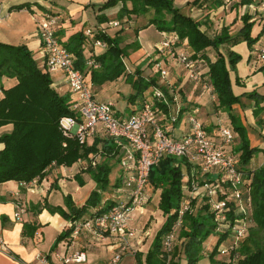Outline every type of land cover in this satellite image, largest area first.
<instances>
[{
  "label": "crops",
  "instance_id": "1",
  "mask_svg": "<svg viewBox=\"0 0 264 264\" xmlns=\"http://www.w3.org/2000/svg\"><path fill=\"white\" fill-rule=\"evenodd\" d=\"M47 1L50 2V9L48 12L58 17L57 36L62 44L69 42L71 38L79 32L85 34V42L82 48L83 54L87 59L91 57L93 50L97 55H101L106 51L105 49L101 54L96 53L97 47H93L92 44L94 35L88 36L87 32H85L88 30L87 14L90 12L92 15L94 14L99 23L96 26H98L99 30L105 29L107 34L113 29L112 27H114L110 26L111 22L118 21L122 23V20L118 18V14L123 7V3L103 10L102 7L109 0ZM222 1L223 4L220 6H217L216 0H202L199 3H190L189 7L191 10L189 13H186V15L195 20H200L202 22V30L208 33V25L211 26L209 20H211L216 23L222 21L218 29L222 28L223 30L224 27H228L231 35L237 34L243 26V15L252 16V21L258 26L256 33H254L253 29L254 36L264 26V0ZM175 3H177V0H174V4ZM44 4H46L44 0H0V42L14 46H27L28 49L32 51L38 66L41 69L47 70V57L43 49L37 24V21H39L43 15L38 13V6L44 7ZM128 4L130 5V3ZM180 4H183V2L181 1ZM77 17L81 19V29L79 28V23L75 21ZM134 18L144 22L146 21V19L137 16L125 17L123 20L126 21V23L122 24L123 26L120 25L115 27L119 29L124 28L121 33L117 31L116 36H114L117 37V43L121 47L128 45L123 34L126 30L129 31L133 28ZM29 21H31L32 26L29 24ZM207 22L208 24H206ZM225 22H228V24ZM147 23L148 20L145 22V25H147ZM151 27L155 26L151 25L147 29ZM97 31L93 30L92 32L94 34ZM144 31L145 30H142L141 32ZM141 32L139 35L142 34ZM159 34L161 38L158 41L160 42L163 39V32L162 35L161 33ZM219 34L218 32L215 35ZM139 35L138 40L140 43ZM157 42L154 44L148 43L146 48L140 47L139 44H137L138 46L136 47H134V45L131 46L128 50V56L122 58L127 74L137 78V69L141 68L142 75L145 78L157 77L158 79L157 69L155 67V62H157L156 60L159 58L155 52V47L159 43ZM178 45L179 51L190 52V48L184 46L185 43L180 42ZM224 46L228 49L227 53L222 51ZM246 48L249 49V52H247ZM261 50H264V33L252 50L248 47L246 42L237 45L225 44L221 46V52L224 54L227 55L230 51H233L241 56V60L231 72L233 91L235 95L241 98V102L233 106L232 114L236 115L245 127L251 146L264 150V102L257 105L254 100L246 96L253 91L264 95V91H261V89L264 88V76L260 74V71L264 69V62L262 63L261 61L264 60H259L257 57ZM215 56L216 55L209 54L212 61L216 60ZM161 61L167 68L169 74L167 79L169 85L161 77L158 80V86L165 87L166 92H168L167 101L170 112L167 114L164 108L162 109L159 107L163 125H165L169 133L175 138H182L190 130V123L188 120L189 113L195 108H198V117L204 124L209 135L215 141L220 142L219 122L222 120V124L229 127L231 121L229 114L225 110L217 108L219 104L218 97L213 88L209 85V74H206L208 72L206 66H202L201 69L202 81L192 82L186 70L177 61L171 60L167 56L161 58ZM53 74L54 76H52ZM127 74H125V82H129ZM50 76L53 81V88L60 95L70 94L72 100L76 97L66 84L62 72L50 73ZM91 77L90 71L87 70L86 81L91 85L96 100L101 102L109 101L107 98L100 97L101 93L99 92V88L110 87L112 83L109 81L92 83ZM16 83V79H4L2 81V85L5 89L15 86ZM2 85L0 83V99L4 96ZM153 88L154 87L149 89V92L153 91ZM134 92L135 90L133 87L132 94ZM114 105L117 116L125 118L128 117L135 108L140 107V99L134 103L130 102L125 112L117 110L116 104ZM256 112H258V114ZM177 114V120L173 121V116ZM7 126L11 127L9 131H7L10 133L13 127L12 125L3 127ZM104 138L112 140L102 128H100L97 135L87 141V146H92L95 142L101 143V140ZM239 142L238 134L235 133V141L229 148L236 152ZM124 146L125 145H121L119 147V153L115 157L112 155L97 154L91 155L88 160L80 159L72 166H51L46 170L44 177L38 178L35 184L20 183L17 181L1 183L0 238L4 241L6 250L0 251V264H39L37 260V256L39 255L45 256L53 264H107L119 250L118 238L108 237L105 240H98L89 232H82L79 236L75 237L72 235L71 231V234L61 239V235L66 233L73 221L66 219L58 213L52 214L49 210L44 209L43 205L45 202H48L54 207L62 206L66 208L65 198L70 196L76 206H83L91 193L97 189L96 182L86 171V168L91 163L96 166L101 162L108 161L112 166V171L116 166H121V170L116 180L111 185L112 189H108L103 193L102 205L125 200L126 198L122 195H126V192L123 190V182L125 177L130 175L132 171L124 168L122 164L126 153ZM2 148L3 145H0V149ZM236 153L237 156L240 155L238 152ZM261 166H264L263 153H259L255 156L248 167L254 169ZM183 171L186 173L184 178L186 183L190 177L188 167L183 166ZM198 173L200 175V171H198ZM201 177H203V179L207 178L206 175H202ZM119 180L121 186L115 187V184ZM146 189L149 197L148 202L150 203L149 205L147 203L143 210V214L139 211L133 213L129 228L135 231V235L128 238L129 249L123 255L119 264H147L146 259L148 253L154 246L159 230L166 222L167 217L164 215L163 211L159 209L160 194H155L153 187L149 183ZM184 190L185 194H188V189ZM151 202H155L157 209L152 210L147 207L152 204ZM16 214H20V219H17ZM152 217H155L156 220L149 224ZM25 224L37 226V231L25 233ZM180 233L181 231L177 234L172 251L167 252V261L170 262L172 261L171 259L173 258L175 250L179 248V253L172 261V264H178L179 258L184 255L180 252ZM218 240L219 236L211 235L204 242V256L210 258V254L215 249ZM220 248H222V245L219 249ZM79 254H82V261L80 262L75 260V256ZM220 255L222 256L221 260L217 259L218 255L215 257V262H218V264H236V261L229 256Z\"/></svg>",
  "mask_w": 264,
  "mask_h": 264
},
{
  "label": "trees",
  "instance_id": "2",
  "mask_svg": "<svg viewBox=\"0 0 264 264\" xmlns=\"http://www.w3.org/2000/svg\"><path fill=\"white\" fill-rule=\"evenodd\" d=\"M201 1L197 0L196 3ZM216 1L217 6L223 4L222 0ZM119 3H123L118 14L122 24L126 23L123 20L125 17L137 16L148 19L147 25L140 29L154 25L161 32L175 35L178 43L183 42L184 46L190 48V54L197 61L199 70L201 71L202 66H206L209 85L218 97L217 108L229 114L231 121L229 127L234 134H238L240 142L236 152L240 155L237 156V162L240 171L244 174V184L249 188L251 199V214L247 218L239 214L234 202L229 203L230 224L235 223L237 219H248L253 224L249 227L247 236L238 242L237 248L231 252L229 257L234 259L236 264H264V166L254 169L248 167L255 156L259 153L264 154V150L251 146L245 127L239 118L232 114L233 106L239 104L241 98L233 91L231 72L241 60V56L233 51L227 55L221 52L222 45H237L242 42H246L252 50L264 33V26L254 36L255 22L252 21V16L243 15V26L237 34L231 35L229 28L224 27L221 34L211 36L207 31L202 30L200 20L193 19L175 7L174 0H109L102 9L115 7ZM128 3H131V7ZM93 35V47L97 40L103 41L108 47L101 55L95 54L93 50L88 59L83 54L82 46L85 42L83 32L75 34L69 42L62 44L72 54L76 67L83 71L85 77L89 70L92 83L110 82L127 74L122 58L128 56L131 46L127 45L122 48L117 43V37H111L105 29ZM211 49L217 53L215 61L211 60L207 52ZM90 59L99 63L100 68H89L87 62ZM157 74H159L158 71ZM127 75L135 90L129 97V101L134 103L140 99V107L135 108L130 114L138 112L144 102L152 96L154 90L149 92L152 87L153 89L161 88L168 95L165 87L158 86L157 77L145 78L141 68L137 69V78L130 74ZM4 79H16L17 83L5 89L2 85ZM0 83L4 94L0 99V127L6 125L13 127L10 133L0 136V145H3L0 149V184L8 181L29 183L35 178H42L53 163L56 166L68 167L80 159L88 160L91 155L105 154L115 157L119 153L121 145L108 138L101 140V143L95 142L92 146H87V143L82 145L77 139L66 138L62 134L59 128L60 120L76 115L71 110V96L70 94L60 95L53 88L50 73L38 66L32 51L27 46H14L0 42ZM246 96L254 100L257 105L264 102V95L256 91ZM157 107L164 108L167 114L170 112L169 105L163 102H158ZM183 166L188 167L190 175L186 183ZM86 171L96 182L97 189L91 193L83 206H76L71 197L67 196L65 198L66 208L54 207L48 202H45L43 208L52 214L58 213L75 222L85 217L102 214L110 205L117 203L110 202L102 205L103 193L108 190L110 184L112 166L109 161L101 162L96 166L91 163ZM196 179L204 180L196 167L186 159L168 156L152 168L149 184L154 192L160 191L159 209L163 211L167 219L156 236L153 248L148 253L147 264H172L177 257L179 248L175 250L172 261H167L163 241L177 222L183 202L189 200V195L185 194L184 189H188ZM120 186L119 180L115 187ZM221 198L224 197L220 196L219 199ZM192 206L194 210L185 214L180 229V252L185 255L188 264H198L204 256V242L211 235H217L219 240L210 254V259L213 264H218L215 262V257L219 254L221 244L224 242L231 244L234 241L230 228H224V232H217V212L206 200L198 202L193 200ZM37 228V226L25 224L24 231L25 233L36 232ZM71 231L72 227L60 238L67 237Z\"/></svg>",
  "mask_w": 264,
  "mask_h": 264
},
{
  "label": "built area",
  "instance_id": "3",
  "mask_svg": "<svg viewBox=\"0 0 264 264\" xmlns=\"http://www.w3.org/2000/svg\"><path fill=\"white\" fill-rule=\"evenodd\" d=\"M237 1V0H230ZM58 17L49 13L42 15L37 21L38 31L45 51L47 61L46 68L49 73L62 72L66 84L76 97L72 100L71 110L76 113L74 117H64L59 122V128L66 138L77 139L84 145L95 137L100 128L107 136L119 145H125V158L123 167L132 171L125 177L123 190L127 198L113 203L102 214L94 217H85L72 222V235L79 236L82 232L91 233L98 240L108 237L119 239V250L107 264H119L123 255L129 249L128 238L135 235V231L129 228L134 212L144 213L149 197L146 192L152 168L168 156L188 160L200 171V176H208L204 180L196 179L188 187L189 200L183 202L179 211L177 222L172 227L163 241L165 251L171 252L178 232L180 231L184 216L192 212V201L206 200L217 212V232H224V228H230L234 241L219 249L222 255L230 256L238 246V242L248 234L251 221L237 219L230 224L228 213L230 202H234L239 214L247 218L251 214V199L249 188L244 184V174L240 171L237 162V153L230 149L235 141V134L230 127L219 122V136L217 142L211 138L204 124L199 119V109L195 108L189 113V132L182 138H175L163 125L160 117L158 102L168 104L167 95L161 88H156L151 97L144 102L138 112L128 117L120 118L115 111L113 102H101L96 100L91 85L86 81L83 71L76 67L71 53L64 47L57 36ZM120 22H111L110 26L118 27ZM87 35H93L87 31ZM94 47L104 50L108 45L101 40L94 42ZM155 52L159 56L156 60V69L161 78L167 82L168 70L161 58L165 56L177 61L188 73L192 82H201L202 74L197 61L190 52L179 51L178 40L175 35L163 32V39L156 45ZM259 60H264V50L258 54ZM87 66L99 69L100 64L94 59L87 62ZM169 85V83L167 82ZM178 114L173 116L176 121ZM51 166H56L53 163ZM211 176V177H209ZM38 178L32 180L35 184ZM246 195V198L244 196ZM223 196L224 198H220ZM20 219V214H16ZM6 250L2 238H0V251ZM39 264H53L45 256H37ZM75 260L82 261V254L75 256Z\"/></svg>",
  "mask_w": 264,
  "mask_h": 264
},
{
  "label": "rangeland",
  "instance_id": "4",
  "mask_svg": "<svg viewBox=\"0 0 264 264\" xmlns=\"http://www.w3.org/2000/svg\"><path fill=\"white\" fill-rule=\"evenodd\" d=\"M44 1L46 2V4L43 5L44 7L38 6V10L37 11L40 14L47 15V14H49L48 11L50 9L49 8L50 2L47 1V0H44ZM181 1L183 2V4H180ZM196 1L197 0H177V3H175V5H176L175 7L179 8L182 13L186 14V13H189V11L191 10V8L189 7V4L190 3L194 4ZM128 6L131 7V3H130V5L128 4ZM148 17H146V18H148ZM86 18H87V21H88L87 22V24H88L87 29L88 30H86L85 32L93 31V30L94 31L99 30L98 26H96L99 23H98L97 18L95 17L94 14L92 15V13L90 12V13L87 14ZM133 20H134L133 28L131 30H129V31L126 30L124 32V34H123L124 39L127 40V42L126 41L125 42L128 43V45H130V46L134 45V47H136V46H138L137 44H139L140 47H142V48L145 47L146 48L148 43L149 44H154L161 38L159 33H161V35H162V32L160 30H158L156 27H151L150 29L144 28V29L138 30L139 28H143L145 26V22H147L148 19H146L145 22L142 21V20H138L136 18H134ZM75 21L77 23H79V28L81 29L82 28L81 19L79 17H77L75 19ZM209 21L211 23L210 24L211 26L208 25L209 33L211 35H215L218 32L221 34L222 33V31H221L222 28L218 29V26H219V24L221 25L222 21L219 22V23L213 22L211 20H209ZM208 22L206 24H208ZM225 23L228 24V22H225ZM29 24L32 26L31 21H29ZM121 26H123L122 23H121ZM112 28L113 29H111V31L109 29L110 32L108 33L112 37L116 36V32L117 31H121V28L120 29L119 28H115V27H112ZM142 30H145V31L141 32ZM257 30H258V26L255 25L254 26V33H256ZM140 32L142 34L139 35ZM138 35L140 37V41H141L140 43H139V40H138ZM126 46H122V47H126ZM246 49H247V52H249V49L248 48H246ZM227 50L228 49L225 46L222 48V51L225 52V53H227ZM103 51H104L103 48H100V47L96 48V53L101 54ZM207 52H208V54L217 55V53H215V50H213V49H211V50H209ZM261 62L263 63L264 61H261ZM260 74H262L264 76V69H262L260 71ZM52 76H54V74ZM160 77H161V75L159 73L158 74V80H159ZM124 78H125V75H122L118 79L111 80L110 82L112 83V85L110 87H107V88H102V87L99 88V92L101 93L100 97L107 98L109 100L107 102H111L112 101L114 104H116V107H117L116 109L117 110L125 112L126 111V107L130 104L129 97L132 94L133 86H132V84L130 82H127V81L125 82ZM161 83H163V82H161ZM261 91H264V88H262ZM10 128L11 127H9V126L0 127V135L8 133L7 131H9ZM120 170H121V166H116L113 169V171L111 172V174H110V184H109L108 189H112L111 185L116 180V177H117L118 173L120 172ZM154 193L155 194L156 193L160 194V191L154 192ZM122 195L124 196V198H127V195H124V194H122ZM149 203L150 202H148V205H149ZM151 203L152 204H150V206H147V207H149V209H152V210L157 209V206H156L155 202L154 203L151 202ZM155 220H156V218L152 217V219L149 222V224L153 223V221H155ZM252 225L253 224L250 223V226H252ZM149 226H151V225H149ZM221 245H222V247H224L226 245V242L222 243ZM217 259L221 260L222 256L220 254H218ZM178 264H188V262H187L186 258L184 257V255L179 258ZM199 264H213V263L211 262L210 258H207L206 256H203L200 259Z\"/></svg>",
  "mask_w": 264,
  "mask_h": 264
}]
</instances>
